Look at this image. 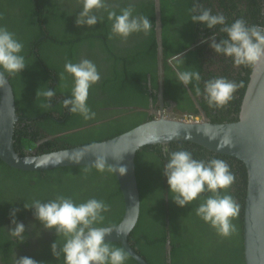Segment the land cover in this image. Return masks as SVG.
<instances>
[{
  "label": "trees",
  "instance_id": "16d2710c",
  "mask_svg": "<svg viewBox=\"0 0 264 264\" xmlns=\"http://www.w3.org/2000/svg\"><path fill=\"white\" fill-rule=\"evenodd\" d=\"M199 3L202 7L211 9L213 14H224L229 23L244 19L249 25L264 27V0H199ZM106 4L117 13L131 5L135 14L149 18L153 24L151 32L147 35L134 34L126 41L118 37L110 38L111 24L103 11L96 13L104 19L101 23L98 21L95 27H77L75 20L82 7L79 0H0V26L14 33L24 44L23 54L28 65L19 75H6L13 89L16 112L19 115L13 140L14 148L21 156L27 153L24 149H37V154H44L101 142L141 123L143 115L138 112L127 119L116 118L85 132L72 133L67 139L60 136L41 142L44 138L42 131L53 135L68 128L88 125L93 120L85 121L78 114H70L62 105V101L70 96L72 87L70 76L65 74L64 80L59 79L66 61L78 62L86 58L96 64L101 79L90 89L87 101L93 112L103 107H145L149 97L154 98L150 93L157 90L154 0H106ZM193 5L194 0H160L163 80L167 74L173 75L170 66H167V58L192 47L203 38H212V31L191 22ZM214 31L217 42L225 37L219 31V26ZM177 61H173L176 70L190 67L200 73V88L204 87L207 80L217 77L237 83L239 87L233 99L222 109L210 108L204 99L199 101L211 123L236 122L252 67H236L230 58L213 53L207 44L202 43L183 56L180 61L184 63L178 65ZM196 86V82L189 85L193 92ZM48 87L55 89V97L63 96L58 103L55 97L48 101L37 94L38 90L42 92ZM185 97L189 98L187 95ZM188 109L185 113L184 110L180 112L179 117L184 114L199 115L193 106ZM52 111L59 113L60 117H53L50 114ZM165 147L169 151L188 150L197 159L216 158L228 163L235 182L227 193L240 207L238 217L233 220L236 230L230 237H219L196 215L195 209L201 200L179 208L172 202L169 194V203L175 207L171 209L169 221L165 223L168 229L156 226L164 217V208L159 201L163 198L166 182L162 175L163 162L166 160ZM135 173L140 195V213L129 242L148 264H166L167 237L171 247L170 264H244L242 223L247 173L241 161L214 154L196 144L171 142L165 146L141 148L135 157ZM57 194L70 196L77 203L90 198L105 201L110 210L100 226H114L121 220L122 195L114 174L107 170L101 173L93 166H78L30 172L10 168L0 160V264H13L14 253L17 258L27 256L42 264H62L51 253V244L60 238L54 230L44 231L34 219L33 212L25 211L23 207L24 203L30 204L34 199L47 202ZM203 195L206 197L209 194ZM13 207L20 209L17 220L26 227L27 239L22 244L8 235L7 229L12 227L9 211ZM149 227L156 228L153 229L152 240L145 234ZM37 232L40 233L39 238L36 236ZM112 246L122 248L119 243H112ZM126 264L138 263L128 255Z\"/></svg>",
  "mask_w": 264,
  "mask_h": 264
},
{
  "label": "clouds",
  "instance_id": "9594fccd",
  "mask_svg": "<svg viewBox=\"0 0 264 264\" xmlns=\"http://www.w3.org/2000/svg\"><path fill=\"white\" fill-rule=\"evenodd\" d=\"M81 11L76 17L77 27L93 28L98 21L101 23L103 16L96 13L103 11L111 24V37H118L126 41L130 36L138 33L145 35L152 30L153 24L149 18L135 14L131 5L117 11L110 9L106 0H79ZM191 22L198 24L203 29L213 32L212 38H203L202 44L217 55L230 58L236 67H253L264 61V27L249 25L244 19H236L229 23L222 13L213 14L211 9L200 5L199 0H194ZM225 34L217 42L215 29ZM24 44L6 27L0 26V85L4 83L5 76L19 75L28 66L23 54ZM179 56V55H178ZM176 59V57H174ZM184 61H177L182 64ZM72 78L70 96L62 101V105L70 114H78L85 121L95 118V112L88 106L90 89L97 85L101 79L96 64L89 59L78 62L66 61L64 71L59 74V79L64 80L66 75ZM177 83L184 88L196 82V94L203 95L210 108L222 109L233 99L238 89L237 83L223 77L209 79L204 82L203 92L199 87L201 75L198 71L178 70ZM46 100L51 101L55 89L50 87L42 92L37 91ZM50 106V105H49ZM188 117L196 120L189 121ZM202 115L192 116L184 114L175 118L186 122H199ZM155 142V138L153 141ZM229 141H224L227 144ZM166 163L162 167V175L166 179L168 194L172 202L179 208L191 205L201 200L195 209L196 215L221 238H228L235 232V220L240 212L239 204L227 193L235 182L228 163L222 159L210 158L208 160L196 159L193 153L179 149L169 151L165 147ZM116 165H107L105 157H97L93 167L98 172L118 173L123 177L128 168L122 164L123 155L112 156ZM208 193L206 197L203 195ZM24 210H31L34 219L39 222L44 231H53L60 238L51 244V253L62 264H126L128 254L123 248L113 247L106 242L114 229L103 225L105 214L109 212V205L105 201L90 198L77 203L72 197L57 194L47 202L34 199L31 203H24ZM19 208H11L9 217L12 227L8 228V235L18 244L27 239L25 224L17 220ZM33 228L35 225L32 226ZM117 236L123 234L116 232ZM39 238L40 233H36ZM13 264H42L33 258L23 256L17 258L13 255Z\"/></svg>",
  "mask_w": 264,
  "mask_h": 264
},
{
  "label": "water",
  "instance_id": "95a60500",
  "mask_svg": "<svg viewBox=\"0 0 264 264\" xmlns=\"http://www.w3.org/2000/svg\"><path fill=\"white\" fill-rule=\"evenodd\" d=\"M155 38L157 43V82L162 83V41L160 0H154ZM160 91V90H159ZM199 122H186L159 116L142 122L111 139L44 154L29 151L21 156L14 148L13 134L19 120L12 86L5 76L0 85V160L10 168L46 172L65 167L93 166L97 157H105L107 165H116L112 156L123 155L128 172L114 174L123 200V215L106 242L119 243L138 264H148L129 243L140 213V195L135 173L136 153L145 146L168 145L171 142L196 144L214 154L241 161L247 173L246 196L242 223L244 264H264V61L251 68L242 97L238 120L211 123L203 114ZM155 138V142L153 141ZM229 142L224 143L225 140ZM116 232L123 234L117 236ZM167 246V264L169 261Z\"/></svg>",
  "mask_w": 264,
  "mask_h": 264
},
{
  "label": "flooded vegetation",
  "instance_id": "af4514ba",
  "mask_svg": "<svg viewBox=\"0 0 264 264\" xmlns=\"http://www.w3.org/2000/svg\"><path fill=\"white\" fill-rule=\"evenodd\" d=\"M263 15H264V9H263ZM200 44H201V41L193 44L192 47H190V48L183 49L182 52L178 53L177 55L166 59L167 66H170L171 70L173 71V75L167 74L166 79L163 80L164 73H162L161 87L159 88L158 82H157V90L154 92H150L154 95V98L149 97V99L147 100L148 102H147L145 107L135 105V106H127V107H119V108H110V107L100 108L99 110H97L95 112V118L92 120V123H90L88 125H79L77 127L71 128V129L68 128V129H65L59 133L57 132L53 135H48L46 132L42 131L41 134H44V138L41 140V142L45 141L47 138L53 139L55 137H60V136L67 139V136L72 135V133L85 132L86 130H89L91 128L98 127L99 124H101V123H104L107 121H113L116 118L127 119V117H130L134 114H137L138 112L142 113V115H143V117H142L143 119L141 120V123L147 122V121L153 119V117L155 118V117L159 116L160 112H163V115L165 117L178 118L179 115H181L180 112H183V110H184L183 113H185V111L188 109V107L191 108V106H193L194 109H197V111L200 115L204 114L206 116L202 107L199 105V101L204 99L203 95L198 96L196 94V92H193V90H191V88L189 86L184 88L183 86H181L180 84L177 83L176 73L178 70H176V67L174 66V63H173V61H175V60H181L183 58V56L185 57V55L188 53L189 50H192L194 47H197ZM174 57H176V59H174ZM215 58H216V56L214 57V59ZM162 69H163V64H162ZM148 85H149V89H150V84L148 83ZM200 89L203 92V87H201ZM185 95H187V97H189V98L186 99ZM62 97L63 96H61V95H57L55 97V99L57 100V103L62 99ZM50 114L56 118L60 117V114L55 112V111H52ZM207 119L209 120V118H207ZM28 123H30V122H28ZM38 145H40L39 142H38ZM24 151L28 152L29 150L24 149ZM31 151L35 152V153L38 152L37 149L31 150ZM194 158H196V157H194ZM164 163H166V162L164 161L163 164ZM164 180L166 181L165 178H164ZM169 201L170 200H169L168 191H167V183L164 182L163 198L159 201L163 205V208H164V217H163V220L162 219L160 220L159 224L155 223L157 227L168 229L165 226V223L169 221L171 209L173 207H175L174 205H172V203L170 204ZM172 211H174V210H172ZM153 229H156V228L149 227L146 229L145 234L149 240H152V238L154 236ZM167 238L165 240V263L166 264H167V246L171 250V247L169 245V240ZM170 250H169V261H170Z\"/></svg>",
  "mask_w": 264,
  "mask_h": 264
},
{
  "label": "built area",
  "instance_id": "2783aa9c",
  "mask_svg": "<svg viewBox=\"0 0 264 264\" xmlns=\"http://www.w3.org/2000/svg\"><path fill=\"white\" fill-rule=\"evenodd\" d=\"M188 120H189V121H192V120H196V118L193 119L192 117H188Z\"/></svg>",
  "mask_w": 264,
  "mask_h": 264
}]
</instances>
